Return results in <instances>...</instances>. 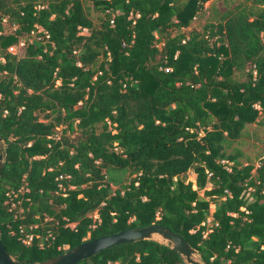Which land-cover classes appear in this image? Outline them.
Returning <instances> with one entry per match:
<instances>
[{"label":"trees","instance_id":"trees-1","mask_svg":"<svg viewBox=\"0 0 264 264\" xmlns=\"http://www.w3.org/2000/svg\"><path fill=\"white\" fill-rule=\"evenodd\" d=\"M207 1L0 0V241L12 258L32 264L158 223L204 264H264V159L226 152L264 111V0L212 8L183 31ZM30 33L21 55L7 51ZM106 170L130 178L112 190ZM23 175L28 200L13 219L5 193ZM20 223L52 238L24 245ZM77 264L185 262L138 240Z\"/></svg>","mask_w":264,"mask_h":264},{"label":"water","instance_id":"water-1","mask_svg":"<svg viewBox=\"0 0 264 264\" xmlns=\"http://www.w3.org/2000/svg\"><path fill=\"white\" fill-rule=\"evenodd\" d=\"M3 147V140L0 137V174L4 163ZM153 235H157L159 240L153 239ZM138 240H154L168 245L183 258L185 264H204L200 260L197 251L192 248L180 234L158 223H151L143 227L126 228L108 235L83 240L55 256L32 264H77L81 260L87 259L93 254L112 246ZM196 256L198 258H196ZM0 264L25 263L12 258L0 241Z\"/></svg>","mask_w":264,"mask_h":264},{"label":"rangeland","instance_id":"rangeland-1","mask_svg":"<svg viewBox=\"0 0 264 264\" xmlns=\"http://www.w3.org/2000/svg\"><path fill=\"white\" fill-rule=\"evenodd\" d=\"M211 1V0H210ZM205 2L204 6L208 9L205 10L201 15L194 19L189 27L185 28L183 31H188L189 29L200 30L201 26L208 20L209 17L213 15L212 8L216 10L223 11L226 7H233L237 5L241 0H212V2ZM89 17L94 24H97V13L90 10ZM4 28L6 31L12 29L7 23H4ZM85 30H83L84 32ZM35 33H30L29 35H24L23 38L18 42L13 49L16 54L21 55L22 42L23 39L29 40L34 36ZM234 77L241 79L243 75L239 72L235 73ZM258 108V107H257ZM226 152L237 153V160L241 164L249 163L253 167H257L260 162L264 159V111H260L256 120L253 123L246 124L242 130L241 135L234 140L230 147L226 149ZM253 172V170H252ZM130 176L125 170H106L105 180L109 183L110 188L113 190L121 184H126ZM184 181L190 180L194 181V174L191 171L186 172L182 175ZM198 196L202 197V191L198 192ZM213 211V204L209 203L208 212ZM92 218H94V211L90 212ZM164 242V241H161ZM196 258H198L196 256Z\"/></svg>","mask_w":264,"mask_h":264},{"label":"built area","instance_id":"built-area-1","mask_svg":"<svg viewBox=\"0 0 264 264\" xmlns=\"http://www.w3.org/2000/svg\"><path fill=\"white\" fill-rule=\"evenodd\" d=\"M19 44V43H18ZM15 46H10L7 48L8 52L14 53L15 51L13 50ZM168 70V69H165ZM254 74V71H253ZM255 107H258V105H255ZM225 161L222 160L221 163H224ZM227 169V167H226ZM62 176L59 175L58 179H61ZM58 186L62 189L61 185L58 184ZM28 192V187L27 183L25 180V176L23 175L20 180L19 186L15 190H8L5 193V202L8 205V210L12 213V218L13 219H22L24 217V208L22 206V202H26L28 198L25 197V194ZM95 214V211H94ZM35 218L37 216H34ZM96 218V214L93 219ZM43 220H47L46 217L43 218ZM206 221H210V218L208 217ZM37 227L36 223H30L27 224V226H24L22 223H20L17 226V233H18V239L19 241L24 244V245H30L34 238L37 237L36 245L38 247H42L43 245L46 244V241L49 238H52L50 235V232H47L45 235H42L40 233H34L32 232V229H35Z\"/></svg>","mask_w":264,"mask_h":264},{"label":"bare ground","instance_id":"bare-ground-1","mask_svg":"<svg viewBox=\"0 0 264 264\" xmlns=\"http://www.w3.org/2000/svg\"><path fill=\"white\" fill-rule=\"evenodd\" d=\"M153 239L159 240V237L157 235L152 236Z\"/></svg>","mask_w":264,"mask_h":264}]
</instances>
